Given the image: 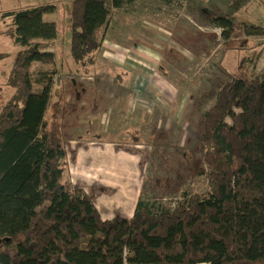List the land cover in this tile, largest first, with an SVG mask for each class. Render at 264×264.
Returning a JSON list of instances; mask_svg holds the SVG:
<instances>
[{"label": "trees", "instance_id": "16d2710c", "mask_svg": "<svg viewBox=\"0 0 264 264\" xmlns=\"http://www.w3.org/2000/svg\"><path fill=\"white\" fill-rule=\"evenodd\" d=\"M180 4L184 0H163ZM132 0H72L68 53L95 63L114 11ZM54 5L4 11L12 56L0 105V264H264V73L242 59L200 123L207 189L174 205L136 203L130 218L102 219L92 198L66 176L63 102L53 98ZM211 23L244 24L216 10ZM250 33L261 34L257 25ZM226 35V34H224ZM10 53L0 52V62ZM40 62L53 66L37 72ZM40 84V89L35 86ZM52 107L49 120L46 113Z\"/></svg>", "mask_w": 264, "mask_h": 264}, {"label": "rangeland", "instance_id": "374dc122", "mask_svg": "<svg viewBox=\"0 0 264 264\" xmlns=\"http://www.w3.org/2000/svg\"><path fill=\"white\" fill-rule=\"evenodd\" d=\"M71 1L0 0V14L36 5H54L51 12L43 15L44 20L54 21L56 25V36L48 48L55 52L52 101L66 91V100L70 102L75 93L73 87L76 92L84 83L93 87L92 79L80 78L82 75L120 79L131 76L132 92L120 94L117 108L108 109L104 105L95 115V121L91 118L92 126L99 122L106 124L103 130L108 131L101 134L108 139H118L125 131L139 137L141 143L136 149L143 154L145 170L140 197L144 201L171 206L182 199L184 191L204 192L207 180L199 173L206 170L204 145L199 139L200 123L214 104L219 87L241 66L242 59L259 53L255 64L251 60L246 64L253 76L264 73V0H184L169 5L163 0H132L114 11L96 64H88L86 68L75 65L68 53ZM217 9L244 25L229 29L212 24L210 19ZM6 21H0V52L10 55L0 62V105L13 91L7 84V75L12 56L20 48L1 32ZM251 24L263 33H250ZM44 66L39 62L33 65L35 77ZM46 67L44 70L49 71L50 67ZM109 84L105 86L115 85ZM143 86L147 89L145 94L138 93ZM35 89L39 90L40 84ZM141 99L149 104L139 105ZM63 110L68 113L72 109L64 106ZM51 111L52 107L46 113L47 120ZM100 114L109 116L99 121ZM65 123L63 127L62 119L66 142L70 136H86L85 130L72 126L67 116ZM138 127L144 131L136 133ZM66 160L68 165L67 155ZM66 176L69 177L68 169ZM86 193L94 202V195Z\"/></svg>", "mask_w": 264, "mask_h": 264}, {"label": "crops", "instance_id": "0c3cea01", "mask_svg": "<svg viewBox=\"0 0 264 264\" xmlns=\"http://www.w3.org/2000/svg\"><path fill=\"white\" fill-rule=\"evenodd\" d=\"M49 50L53 51L52 49ZM95 64H92V66ZM43 65L45 66L40 68L44 69L49 66L47 64ZM54 68H56L55 63ZM82 73L85 74L86 72ZM85 76L82 75L80 78L92 79L90 84H93V87L84 83V87L81 86L78 92L73 87L75 93L73 100L70 102L66 100V91L59 92L58 95L59 100L63 102V108L64 106H70L72 109L68 113L63 110L61 118V120L63 119V127L66 126L67 116L72 126L83 128L86 135L70 136L66 142L69 178L73 184L81 185L86 192L94 195V204L102 219H112L115 216L130 218L135 211L137 201L141 199L140 189L145 168L142 161L143 154L136 149L140 147L141 141L137 135L131 136L128 131H125V134L119 136L118 139L104 138L101 131H104V133L108 131L103 130L106 124L103 123V125L99 122L92 126L91 118L94 119L95 115L104 108V105L108 109L117 108L119 105L118 99L121 98L120 94L126 91L131 93L133 90L130 85L132 77L125 76L120 79L117 76L98 77L94 75L93 78ZM113 80L119 81L113 82ZM102 81H104L103 85L99 86ZM106 83L115 85L118 83V86L110 84V86H105ZM122 84L124 86L119 87ZM141 91L137 92L145 94L146 87H141ZM109 100L112 101L108 103ZM53 101H56V99H53ZM148 104L142 99L139 103L143 107ZM133 105L137 106L135 103ZM82 115H85V117ZM106 115L109 116V114ZM106 115H98L99 121H103V117ZM148 128H150V125H148ZM137 129L136 133L144 131L139 127ZM135 137H138V140ZM121 138L125 139L122 140ZM141 146L143 145L141 144Z\"/></svg>", "mask_w": 264, "mask_h": 264}]
</instances>
